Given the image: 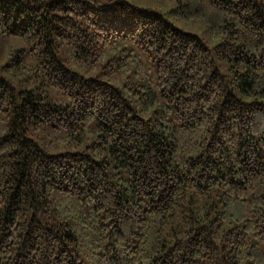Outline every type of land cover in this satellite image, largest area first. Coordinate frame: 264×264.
Returning <instances> with one entry per match:
<instances>
[{"label":"trees","instance_id":"trees-1","mask_svg":"<svg viewBox=\"0 0 264 264\" xmlns=\"http://www.w3.org/2000/svg\"><path fill=\"white\" fill-rule=\"evenodd\" d=\"M172 1L0 0V264H264V0Z\"/></svg>","mask_w":264,"mask_h":264},{"label":"rangeland","instance_id":"rangeland-1","mask_svg":"<svg viewBox=\"0 0 264 264\" xmlns=\"http://www.w3.org/2000/svg\"><path fill=\"white\" fill-rule=\"evenodd\" d=\"M128 1L141 6H147L159 11L167 19H169L171 22L181 27L182 29L196 32L200 37L204 39V41H206L207 44L212 43L214 40V37L209 35L207 29L203 26V24L200 21L195 19H190L189 17L180 14H175L172 10H170L169 8L173 5L172 0H128ZM7 45L8 47L11 45L14 47H22L23 48L22 52H26L28 54L32 49H34L32 45L27 44L21 38H18L13 35L8 36L7 38L0 39V63L4 62L6 60V57L8 56V53L5 50ZM13 53H18V51H14ZM117 75L122 76L123 72L120 71L117 73ZM102 76L107 77L105 75Z\"/></svg>","mask_w":264,"mask_h":264}]
</instances>
